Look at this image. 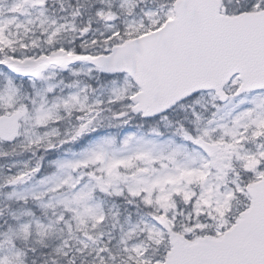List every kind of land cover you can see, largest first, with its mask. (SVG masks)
Returning <instances> with one entry per match:
<instances>
[{"label":"snow or ice","instance_id":"obj_1","mask_svg":"<svg viewBox=\"0 0 264 264\" xmlns=\"http://www.w3.org/2000/svg\"><path fill=\"white\" fill-rule=\"evenodd\" d=\"M0 264H264V0H0Z\"/></svg>","mask_w":264,"mask_h":264}]
</instances>
